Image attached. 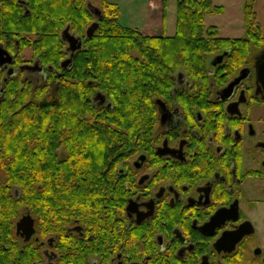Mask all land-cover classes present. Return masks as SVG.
<instances>
[{
    "label": "trees",
    "instance_id": "1",
    "mask_svg": "<svg viewBox=\"0 0 264 264\" xmlns=\"http://www.w3.org/2000/svg\"><path fill=\"white\" fill-rule=\"evenodd\" d=\"M255 3L244 5L245 36L230 38L206 25L224 11L214 0H177L172 36L142 34L110 0H101L100 17L92 0H0V43L15 72L0 66V264H35V241L17 234L27 213L36 235L58 245L77 221L94 233L109 220L125 197L120 169L145 151L156 100L170 95L177 74L199 84L212 56L229 51L235 61L264 49ZM66 28L83 40L73 57ZM36 63L40 84L25 69Z\"/></svg>",
    "mask_w": 264,
    "mask_h": 264
},
{
    "label": "flooded vegetation",
    "instance_id": "2",
    "mask_svg": "<svg viewBox=\"0 0 264 264\" xmlns=\"http://www.w3.org/2000/svg\"><path fill=\"white\" fill-rule=\"evenodd\" d=\"M262 51L212 56L199 84L179 72L145 151L120 169L119 207L94 233L77 221L62 245L35 233V264H264Z\"/></svg>",
    "mask_w": 264,
    "mask_h": 264
},
{
    "label": "rangeland",
    "instance_id": "3",
    "mask_svg": "<svg viewBox=\"0 0 264 264\" xmlns=\"http://www.w3.org/2000/svg\"><path fill=\"white\" fill-rule=\"evenodd\" d=\"M111 2H115L117 4L118 1H121V6H123V10L121 12V19L123 15L122 21L126 24H129L131 18L138 17V15L143 14L144 10V1L143 0H110ZM154 1V0H153ZM137 2V3H136ZM246 0H214L215 5L224 6V11L222 13H214L209 14L206 17V25L207 27H217L219 31V35L222 37H244L245 36V5ZM101 0H92V5L94 7H100ZM120 6V4H119ZM120 6V7H121ZM164 14L166 11V32L164 31L161 35L155 36H172L176 32L177 26V0H167L166 5H164ZM92 7V8H94ZM255 8L258 12L259 20L263 26L264 30V0H256ZM137 19V18H136ZM135 29L139 28L131 26ZM141 32V31H140ZM142 33V32H141ZM144 34V33H142ZM146 35V34H144ZM152 36V35H147ZM28 75L32 77L36 83H41L42 79H44V73H31L28 72ZM21 219V218H20ZM264 241V236H263Z\"/></svg>",
    "mask_w": 264,
    "mask_h": 264
},
{
    "label": "water",
    "instance_id": "4",
    "mask_svg": "<svg viewBox=\"0 0 264 264\" xmlns=\"http://www.w3.org/2000/svg\"><path fill=\"white\" fill-rule=\"evenodd\" d=\"M94 9H95L96 14L100 17L102 14L101 11L98 8H94ZM98 27H99L98 22L93 23L88 28V31H87L88 36L92 37L97 31ZM63 39L66 42H68L69 44L68 50L72 53V57L74 56V53L77 50H80L83 47L82 38L77 37L76 35L72 34L69 28H66L64 30ZM5 55L7 57L3 58V56ZM219 58L220 59L218 62H222L224 59V55H221ZM71 62H72V58L66 60V62L64 63V66L66 67ZM218 62H216L215 64H217ZM12 63H13L12 56L0 46V65L5 66V68H7L8 65ZM27 69L34 70V71L38 70L41 73L44 72V68L39 63H36L33 66H27ZM257 69H258V78L264 86V49L261 53V57L257 65ZM8 73L9 75H13L14 69L12 67L9 68ZM144 158H145L144 155L139 156V158L134 162V164L136 165H138L139 163L141 164V161L143 162ZM75 228L79 229V227L78 228L75 227ZM35 233H36L35 219L30 213H27L24 216H22V218L17 222V234L21 235V237H23L25 241L28 242L29 240H31V238L33 237Z\"/></svg>",
    "mask_w": 264,
    "mask_h": 264
},
{
    "label": "crops",
    "instance_id": "5",
    "mask_svg": "<svg viewBox=\"0 0 264 264\" xmlns=\"http://www.w3.org/2000/svg\"><path fill=\"white\" fill-rule=\"evenodd\" d=\"M143 1V14L141 16L138 15V17L135 16V18H131V22L129 24L126 22V24L139 28L140 31L146 35L155 36L163 34L164 31L166 32V11L164 14L163 0ZM118 3L121 6V1H118ZM121 8L123 10V6H121Z\"/></svg>",
    "mask_w": 264,
    "mask_h": 264
}]
</instances>
